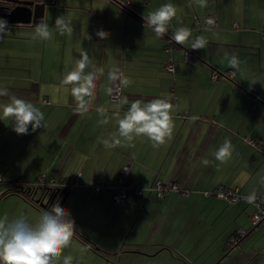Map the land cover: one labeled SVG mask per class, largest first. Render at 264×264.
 <instances>
[{
	"label": "crops",
	"instance_id": "1",
	"mask_svg": "<svg viewBox=\"0 0 264 264\" xmlns=\"http://www.w3.org/2000/svg\"><path fill=\"white\" fill-rule=\"evenodd\" d=\"M164 3L174 4L182 25L192 30L184 45L170 40L171 30L157 38L143 26V15ZM61 15L71 21V35L55 30ZM43 21L51 39H34L35 26L8 22L0 36V90L33 102L45 115L44 126L27 135L0 121V216L23 212L34 221L43 211L35 200L40 187L51 179L75 180L64 207L76 234L57 264L63 256L72 257L71 264H264V222L252 226L251 204L202 193L218 186L264 193V0H207L203 8L194 0H51ZM172 26L181 25L174 19ZM100 29L109 33L107 39L96 36ZM200 35L207 47L192 50ZM83 50L97 76L84 115L72 85L61 83ZM232 53L241 61L239 70L227 65L225 56ZM114 92L118 100L111 99ZM162 97L173 105L170 140L155 148L143 136L134 147L123 140L115 148L103 146L101 139L110 138L116 125L114 119L101 124L98 108L114 117L127 98L119 108L122 116L135 100ZM225 138L234 150L220 164L213 153ZM203 159L211 163L205 166ZM124 165L128 179L143 188L114 202ZM39 177L33 199L24 189ZM99 179L103 186L95 191ZM156 180L177 182L189 192L156 196L148 190ZM240 227L245 235L225 251Z\"/></svg>",
	"mask_w": 264,
	"mask_h": 264
},
{
	"label": "clouds",
	"instance_id": "2",
	"mask_svg": "<svg viewBox=\"0 0 264 264\" xmlns=\"http://www.w3.org/2000/svg\"><path fill=\"white\" fill-rule=\"evenodd\" d=\"M194 2L201 8L207 6V0ZM142 19L143 26L151 28L157 38L165 37L171 30L170 40L184 45L192 37V30L182 25L177 16V8L172 3L162 4L155 11L143 15ZM174 19L181 26L173 28ZM54 27L60 35H71L74 31L71 21L63 15L55 19ZM7 30V21L0 20V36ZM34 32V39L48 40L53 35L49 24L43 20L36 24ZM108 35L103 29L96 32L99 39H107ZM87 39L91 40V36L88 35ZM207 44L208 40L200 35L195 37L191 47L192 50H201L205 49ZM225 60L229 68L239 70L241 61L238 54H226ZM94 69L95 65L88 52L83 50L75 68L69 71L61 82L63 85H72L71 95L77 102V111L82 115L88 113L94 97L97 79ZM109 78L115 77L110 73ZM0 97H7L6 101L0 100V121L7 120L17 135H27L29 129L35 132L44 126L45 115L33 102L9 94L7 90H0ZM125 104H128L127 98L121 99L114 117L108 116L106 108L97 109L103 117L101 124L107 125L111 119L115 120L116 130L110 134V138L100 141L106 149L119 146L122 140L134 147V140L142 136L147 137L155 148L172 138L173 105L167 98H154L147 102L135 100L121 116L119 108ZM233 150L231 141L225 138L213 153L215 161L223 164L231 158ZM201 163L207 166L211 161L203 159ZM253 199L254 197H250L249 202ZM75 234V221L59 201L41 211L34 221L23 212L14 216L5 214L0 216V264H57ZM71 261L72 257L63 256L62 264H71Z\"/></svg>",
	"mask_w": 264,
	"mask_h": 264
},
{
	"label": "built area",
	"instance_id": "3",
	"mask_svg": "<svg viewBox=\"0 0 264 264\" xmlns=\"http://www.w3.org/2000/svg\"><path fill=\"white\" fill-rule=\"evenodd\" d=\"M206 21L207 23H210L214 18L213 15H207L206 16ZM167 68L169 70H172V64L167 63ZM232 72H228L227 75L230 76ZM217 75H214L213 77H216ZM112 100H118L119 99V93L114 92L111 95ZM264 101V99H262ZM249 142H252V139H248ZM42 177H39L37 182L28 184L29 189L34 188L36 185H39L42 183L41 180ZM75 180H70L68 182L66 181H61V182H56L54 179H51L47 185L49 188H55V187H68V185H73L75 184ZM103 186V182L101 180H97V182L92 186V189L95 191H98L101 189ZM26 187L24 190H26ZM143 187L139 183H135L128 179L127 177V166L124 165L121 167L119 170L118 176L116 183L114 184V194L112 196L114 202H121L124 201L127 195V192L129 190H134L135 192H139ZM149 191H153L156 196H163L168 191H174V192H181L182 194H187L189 192L188 189L180 188L179 184L177 182H171V183H164L161 182L160 180H156L153 184H151L148 187ZM203 195L209 196L211 194L228 200L229 202H234L237 199H244L247 202L250 201V197H254L252 202H249L252 207V212L250 215V221L252 226H256L262 222H264V193L262 194H257V195H245L243 193L239 192V188L237 186L234 187H223V186H218L212 190H204ZM245 235V229L239 228V230L235 233L232 234L227 241V245L225 247V251H227L230 248L235 247L238 242L242 239V237Z\"/></svg>",
	"mask_w": 264,
	"mask_h": 264
},
{
	"label": "water",
	"instance_id": "4",
	"mask_svg": "<svg viewBox=\"0 0 264 264\" xmlns=\"http://www.w3.org/2000/svg\"><path fill=\"white\" fill-rule=\"evenodd\" d=\"M46 3H33L31 1H24L21 4L14 6L11 10L4 14L8 23H21L30 24L36 26V24L43 20V10ZM51 188H46L39 193V196L35 199L41 207H50L56 202V194L58 191L63 193L62 201L67 194L66 187H55L53 191Z\"/></svg>",
	"mask_w": 264,
	"mask_h": 264
},
{
	"label": "flooded vegetation",
	"instance_id": "5",
	"mask_svg": "<svg viewBox=\"0 0 264 264\" xmlns=\"http://www.w3.org/2000/svg\"><path fill=\"white\" fill-rule=\"evenodd\" d=\"M31 1L33 3H50L51 0H0V20L7 21L4 14L11 10L14 6Z\"/></svg>",
	"mask_w": 264,
	"mask_h": 264
},
{
	"label": "trees",
	"instance_id": "6",
	"mask_svg": "<svg viewBox=\"0 0 264 264\" xmlns=\"http://www.w3.org/2000/svg\"><path fill=\"white\" fill-rule=\"evenodd\" d=\"M46 188H48V187H45V188H43L42 190L44 191ZM68 188L66 187V190H67ZM35 190H36V188L34 187V188H28V187H26V190H24V191H26V193L27 194H29V196H31L32 194H34L35 193ZM53 190H55L54 188H51L50 189V191H53ZM63 193H61V191H58V193L56 194V200L57 201H59V203H60V205L62 206V207H64V200L62 201V197H63ZM32 198H33V196H31ZM34 199V198H33ZM43 208V207H42ZM46 208H48V207H46ZM45 207L43 208V210L44 209H46Z\"/></svg>",
	"mask_w": 264,
	"mask_h": 264
},
{
	"label": "rangeland",
	"instance_id": "7",
	"mask_svg": "<svg viewBox=\"0 0 264 264\" xmlns=\"http://www.w3.org/2000/svg\"><path fill=\"white\" fill-rule=\"evenodd\" d=\"M37 186H38V185H36L35 188H36ZM42 189H43V187H40V190H39V191H43ZM12 191H16V190L14 189V190H12ZM35 191H36V190H35ZM39 193H40V192H39ZM251 209H252V207H251ZM240 228H241V227H240Z\"/></svg>",
	"mask_w": 264,
	"mask_h": 264
}]
</instances>
